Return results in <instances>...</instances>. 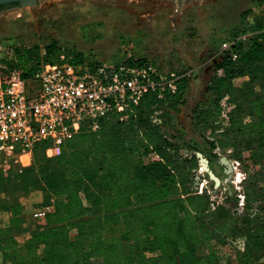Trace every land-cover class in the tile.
Masks as SVG:
<instances>
[{"label": "trees", "instance_id": "1", "mask_svg": "<svg viewBox=\"0 0 264 264\" xmlns=\"http://www.w3.org/2000/svg\"><path fill=\"white\" fill-rule=\"evenodd\" d=\"M251 12L243 13L244 18ZM262 14L264 8L256 16V28L263 27ZM262 36L240 46L236 61L222 54L208 84L209 105L201 107L197 122L213 148L232 147L241 162L247 158L245 152L260 160L259 187L245 189L241 213L224 204L214 208L211 196L198 192L193 186L199 169L197 149L178 129L162 128L180 110L187 78L165 100L147 94L127 113L110 114L97 130L83 125L63 143L60 155L48 157L47 143H42L30 167L8 175L0 172V193L38 191L39 206L53 207L45 225L35 226L29 237L19 240L15 229L34 222L33 214L22 201L6 203L10 224L0 226L2 260L9 264H260L264 259L260 254L264 251ZM62 54L71 63L85 57L74 49L65 53L52 41L44 53L37 46L16 48L17 66L30 80L42 62H60ZM245 76L248 89L237 92L234 80ZM225 96L229 122L218 133L214 121L220 126V102ZM159 110L162 122L154 123L152 117ZM239 237L245 238L244 248L237 247L234 257H228L225 248Z\"/></svg>", "mask_w": 264, "mask_h": 264}, {"label": "rangeland", "instance_id": "2", "mask_svg": "<svg viewBox=\"0 0 264 264\" xmlns=\"http://www.w3.org/2000/svg\"><path fill=\"white\" fill-rule=\"evenodd\" d=\"M262 0H38L35 5L10 6L0 11V39L14 41L16 48L37 46L45 52L46 45L56 42L63 52L71 49L92 59L121 62L123 50L134 57L154 62L163 69L192 70L184 92V102L168 124L169 131L178 129L186 141L191 142L197 153L208 161L212 175L197 171L193 184L199 193L211 196L212 206L224 204L241 213L245 189H258L260 160L245 152L243 162L234 156V149L223 151L213 148L211 138L198 130L201 107L209 105L208 84L215 67L223 55L220 43L236 32L244 20L243 13L262 4ZM263 8V7H262ZM261 8V9H262ZM259 10V9H258ZM261 10H259L260 12ZM244 78L234 80L237 92L248 89ZM245 83V84H244ZM33 80L27 81V93L37 89ZM235 104L231 103V110ZM161 112L159 110L157 114ZM250 118H245V120ZM221 122V121H220ZM219 133L228 125L214 121ZM227 157L232 172L220 158ZM198 158V157H197ZM245 180V181H244ZM244 196V197H243ZM22 201L26 211L33 214L39 208L38 191L0 193V226L10 224L6 203ZM34 217V215H33ZM45 221L34 217L16 228L14 235L23 240L35 226ZM245 238L239 237L234 245L225 248L228 257H234L238 248L243 249ZM238 247V248H237ZM200 252L203 249L200 248ZM264 255V251H260ZM0 264L4 262L0 254ZM264 264V259L260 261Z\"/></svg>", "mask_w": 264, "mask_h": 264}, {"label": "built area", "instance_id": "3", "mask_svg": "<svg viewBox=\"0 0 264 264\" xmlns=\"http://www.w3.org/2000/svg\"><path fill=\"white\" fill-rule=\"evenodd\" d=\"M262 7L263 4L252 9L236 32L222 40L221 54L227 53L236 61L240 46L260 35L264 39V14L259 17L263 27L255 26ZM121 54L125 55L121 62L85 56L82 62L71 63L65 54L61 55L60 62H42L29 78L38 87L28 94V80L23 76V69L17 66L14 41L0 39V172L8 175L16 169L30 167L34 151L42 143H47L48 157L60 155L63 143L83 125L97 130L110 114L127 113L147 94L165 100L176 94L193 72L163 69L154 62L134 57L127 50ZM217 72L222 74L223 70ZM220 104L219 121L227 125L228 96L223 97ZM152 120L162 122L157 112ZM162 128L169 132L167 125ZM185 155L190 152L185 150ZM199 167L200 172H205ZM242 200L243 210L244 198ZM52 208L39 207L33 215L45 221Z\"/></svg>", "mask_w": 264, "mask_h": 264}, {"label": "water", "instance_id": "4", "mask_svg": "<svg viewBox=\"0 0 264 264\" xmlns=\"http://www.w3.org/2000/svg\"><path fill=\"white\" fill-rule=\"evenodd\" d=\"M38 2V0H0V5H7L10 3H18L22 7H28L35 5ZM197 157L199 160V165L204 168V171L208 173L209 175H212L211 169L209 168L208 161L202 157L200 153H197ZM220 161L222 164H224L227 169L226 172L228 174H232V168L229 163V159L227 157H221Z\"/></svg>", "mask_w": 264, "mask_h": 264}, {"label": "flooded vegetation", "instance_id": "5", "mask_svg": "<svg viewBox=\"0 0 264 264\" xmlns=\"http://www.w3.org/2000/svg\"><path fill=\"white\" fill-rule=\"evenodd\" d=\"M15 5H19V4L18 3H10V4H7V5H0V11L2 9H4V8L10 7V6H15Z\"/></svg>", "mask_w": 264, "mask_h": 264}, {"label": "bare ground", "instance_id": "6", "mask_svg": "<svg viewBox=\"0 0 264 264\" xmlns=\"http://www.w3.org/2000/svg\"><path fill=\"white\" fill-rule=\"evenodd\" d=\"M230 165H231V163H230ZM232 173H233V176H234V182L237 183L239 181V180L237 181V174L234 173V172H232Z\"/></svg>", "mask_w": 264, "mask_h": 264}]
</instances>
